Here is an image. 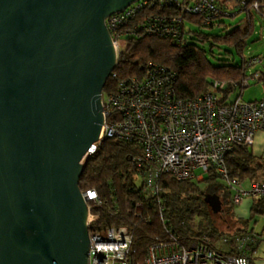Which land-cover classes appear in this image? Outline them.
Returning <instances> with one entry per match:
<instances>
[{"label":"water","instance_id":"95a60500","mask_svg":"<svg viewBox=\"0 0 264 264\" xmlns=\"http://www.w3.org/2000/svg\"><path fill=\"white\" fill-rule=\"evenodd\" d=\"M134 1L0 0V264H88L79 181L117 60L105 19Z\"/></svg>","mask_w":264,"mask_h":264},{"label":"built area","instance_id":"2783aa9c","mask_svg":"<svg viewBox=\"0 0 264 264\" xmlns=\"http://www.w3.org/2000/svg\"><path fill=\"white\" fill-rule=\"evenodd\" d=\"M258 5L255 2L256 8ZM154 6L168 7L173 12L142 14ZM221 13L218 0H136L105 19L116 51V65L122 37L137 33L178 38L186 31L185 14H200L207 25ZM137 15L138 22L130 25L129 20ZM261 62L262 58L255 56L247 66ZM111 75L116 77L114 71ZM254 76L259 78L260 74L255 72ZM229 84L236 86L237 82L215 80L211 90L194 98H183L177 92L175 74L150 62L141 76L120 80L109 90L104 87L101 96L104 123L90 154L106 137L134 143L140 148L136 159L147 193L158 191L159 179L165 173L179 180H203L212 169L230 189H235L241 181L230 178L226 157L236 146H252L256 134L264 131V98L231 100L229 94L223 100L221 91ZM248 84L246 76L242 85ZM82 192L89 225L94 219V207L102 205V201L94 188ZM247 196L264 198V179L253 181L251 190L236 189L232 201L237 205ZM89 235L88 264H132L129 256L132 235L127 227L111 226L104 233L89 230ZM233 241V250L229 252L214 246L207 235L187 243L178 238L154 241L141 264H252L250 252L257 241L256 233L243 231Z\"/></svg>","mask_w":264,"mask_h":264},{"label":"trees","instance_id":"16d2710c","mask_svg":"<svg viewBox=\"0 0 264 264\" xmlns=\"http://www.w3.org/2000/svg\"><path fill=\"white\" fill-rule=\"evenodd\" d=\"M255 2L259 4L258 8L254 6ZM218 5L222 13L210 24L205 25L200 14H185V18L186 22L197 23L200 28L223 27L225 32L220 34L192 30L185 23L186 31L178 38L137 33L125 36V48L114 69L116 77H109L105 89H112L120 80L141 76L150 62L160 64L175 74L177 92L183 98H194L211 90L215 80L242 83L247 64L255 57L246 55L255 30L254 10L264 14V0H218ZM240 10L244 17L237 22L228 25L223 21L224 16H231ZM156 12L169 14L173 10L154 6L142 14L152 16ZM139 19L137 15L129 20V24L135 25ZM199 42L209 43L216 63L210 60L208 51ZM215 47L220 49L219 55L215 54ZM231 86L229 84L221 91L223 100L232 93ZM250 147L236 146L227 155L226 165L231 179L241 182L245 179H264V162ZM139 153L140 148L134 143L106 137L87 157L79 186L83 191L96 189L102 201V205L93 209L94 219L88 225L89 230L104 233L111 226L127 227L132 235L129 255L132 264L144 262L148 247L154 241L178 238L187 243L192 238L207 235L214 244L223 232L215 227L212 219L214 211L204 196L206 193H217L231 208L234 203L230 199L231 189L227 183L214 169L203 180H197L207 183L203 189L194 180H179L165 173L159 179L158 191L147 193L136 159ZM251 211L264 214V198H255ZM232 213L235 214L234 210ZM247 226L248 221H245L244 228L236 229L234 236L250 231ZM256 235L257 241L252 244L250 252L252 264L255 262L252 253L260 242L258 233ZM233 242L232 239L231 250Z\"/></svg>","mask_w":264,"mask_h":264},{"label":"rangeland","instance_id":"374dc122","mask_svg":"<svg viewBox=\"0 0 264 264\" xmlns=\"http://www.w3.org/2000/svg\"><path fill=\"white\" fill-rule=\"evenodd\" d=\"M244 17L243 12L235 15V16H224L223 21L228 24L232 25L233 23L240 20ZM256 25H257V32L250 38L249 40V47L246 49V55H256V56H263L264 59V52H263V44H264V37L259 38V32H261L264 36V20L261 16L256 15ZM187 27H190L192 30H202V32L209 34V33H221L223 31V27H215L213 29L210 28H200V25L197 23H192L190 21L186 22ZM127 38V37H126ZM126 38H120V46L122 49L125 48ZM201 46H203L208 51V57L213 63H216L217 60L215 59L214 55L210 52V45L207 42H199ZM214 52L216 55H219L220 49L218 47L214 48ZM263 86L260 83H253L250 87H247L243 90V98L245 100H249L251 98L258 97L264 94V90H262ZM237 93L232 96V99H235ZM230 98V99H231ZM253 100V99H252ZM200 173L201 171H197ZM196 183L203 189L207 186L205 181H197L194 180ZM253 184L252 179H245L243 180L238 187L235 189H231L232 192L230 194V199H232V195L235 193L236 189L244 190H251ZM235 190V191H234ZM258 198L256 196H247L244 198L242 203L240 204H233L230 208L228 203L224 201L222 203V210L220 212H212V219L214 222L215 227L222 231L221 235L217 240H215L214 244L217 248L222 249L223 251L229 252L231 251L232 245L231 240L234 238L235 230L239 228H244V222L248 221V229L262 236H259L260 242L256 245L255 250L253 251V257L256 259L258 264H263L264 262V215L260 213H252L251 206L253 200ZM226 203V204H225ZM234 210L235 214L232 213Z\"/></svg>","mask_w":264,"mask_h":264},{"label":"crops","instance_id":"0c3cea01","mask_svg":"<svg viewBox=\"0 0 264 264\" xmlns=\"http://www.w3.org/2000/svg\"><path fill=\"white\" fill-rule=\"evenodd\" d=\"M241 12H243V11L240 10L238 12H233L231 16H235V15L241 13ZM256 15L261 16V18L264 20V14L263 13H259L258 11L254 10V21L256 19ZM257 31H258L257 30V25H256V21H255V30H254L253 35ZM261 37H264V36H263V34L261 32H259V38H261ZM248 47H249V45H248ZM262 48H263V52H264V44H263ZM247 56H251L252 57V56H256V55H249L248 54ZM261 58H262V62L261 63H257V64L252 65V66H247V68H246L245 77L248 76V81H249L248 85L244 86L239 81L240 84L238 82L236 84V86H231V89H232L231 97L234 96L235 93H237L235 97H237V95H238V96H241L242 99H244L242 97L243 96V90L246 89L247 87H250L253 83L262 84V86H263L262 90H264V59H263V56H261ZM255 72H258L260 74L259 78H255V76H254ZM243 80H241V81L243 82ZM260 98H264V94L260 95L258 97H255V98H251L249 100L260 99ZM250 148H251L252 152L264 162V131H259L256 134L255 142ZM260 180H263V179H260ZM255 233H257V232H255ZM258 235L262 236L261 234H258ZM254 264H258L256 262V259H255ZM263 264H264V262H263Z\"/></svg>","mask_w":264,"mask_h":264}]
</instances>
